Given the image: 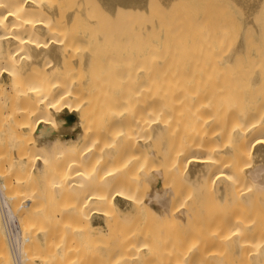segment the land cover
I'll return each mask as SVG.
<instances>
[{
  "label": "bare ground",
  "instance_id": "1",
  "mask_svg": "<svg viewBox=\"0 0 264 264\" xmlns=\"http://www.w3.org/2000/svg\"><path fill=\"white\" fill-rule=\"evenodd\" d=\"M94 1L97 2L96 0ZM100 1L104 9L99 7L105 10L103 13L107 11L111 18H116L122 12L134 16L137 15L135 16L137 18L136 20L133 17L132 20L127 18L131 20H129L131 24L125 28V31H122L124 33L121 32L122 29L115 31L116 27L113 25L115 27H113L114 35L109 36L107 32H110L112 27L109 26L110 29L108 31L105 26L101 27L96 24L95 19H91L89 0H0V76L6 75L9 78L7 83L0 85V103L2 110L4 109L2 104L6 106L5 108L11 106V108L0 112V117L6 114L7 117H12L10 119H14V128L12 131L10 130L13 134L11 133V137L8 138L15 141L14 144L19 149L17 147L16 149L14 148L15 150L13 149L16 153H13L14 156L12 158L7 159L9 163L6 162V164L3 154L6 149L0 150V152H3H1L3 156L0 155V178L4 179L3 184L0 182V197H3L6 205H8L9 200L10 208L16 207L14 204L17 200L16 196H18L16 184L20 185L22 183L21 180L24 179L19 178L21 175L16 169L15 171L13 170L12 162H25L26 159L33 161L32 157L35 156V166L39 172H42L44 167L46 169L49 165L51 167L54 161H49L48 163V157L45 159L46 156L44 157L43 153H40L41 151L35 150L39 147L41 150L51 151L50 159L61 158L63 161L68 159L67 163L72 162L71 169L68 168L70 174L75 172L74 166L76 165L84 164L83 166H85V163L88 164L91 161L95 164L93 160L95 161L99 151L97 146L102 144L99 143L100 137L97 142L96 140L101 133H105L104 136L106 137L107 133H109V138L105 137V139L106 141L110 140L106 146L103 147L101 145V147L105 153L104 155L109 160L115 156L120 158V160H117L119 161L118 164L115 162L118 168H109V173L104 174L101 179L96 178L102 174L100 169L96 171V175L99 176L91 174L92 178L88 177L90 175H84L88 172L85 169L84 174L77 172L78 174L70 177L66 169L67 172L65 171L66 173L64 172V174L59 176V178L61 177V182L59 180L55 181L56 179L52 177L48 179L49 183L53 182L50 179H54L55 183H59L56 185L54 183H51L52 185L49 184L51 190L54 185L53 190L55 191L62 190L64 186H67L68 190L65 191L69 193V196L72 194L70 198L78 197L76 202L78 200L80 202L81 200L84 201L83 198L88 203L104 200L119 213L130 212L129 210L135 205L136 207L152 210L155 213L154 215H161L164 211L170 212V201L177 195L180 183H187L196 190H214L222 200L228 198L230 201H238L240 203L251 202L253 199L264 201V119L259 121L243 120L242 122H234V120L230 124L226 122L224 126L219 122L221 125H217L210 131V126L215 123V119L210 116V109L213 107L206 104L209 96L211 97L212 93L238 91V89H216L217 84L212 83L208 78L212 74L170 72V66L159 64L163 61L159 58L157 60L152 56H141L138 58V50L141 46L146 45L145 49L150 50L167 43L166 38H169L170 24L154 18L150 19L149 23L139 22L138 17L148 12L149 0ZM159 1L163 10H169L170 5L175 0ZM242 3L244 8H246L245 12L249 15L248 18H253L256 12L255 9L259 5L257 0H241L240 4ZM97 4L99 3L97 2ZM248 24L249 22L246 21L243 28ZM118 28L120 27L118 26ZM260 31L264 33V28ZM239 33L238 39L229 43V45H223L221 53L224 57L223 60L232 61L238 54L245 52L243 29ZM108 43H115L116 46L120 45L119 50H129L133 59L138 58L141 61H146L144 62L145 67L142 69L138 66L127 65L124 67V65L119 66L117 70H112V72L103 73L106 77L99 76L100 73L94 70L96 69V62H101L105 57H102L103 53L94 52L95 48L93 47H104ZM154 60L158 63V66L153 65L155 64L152 63ZM254 64L251 66L250 71L246 73L245 82L249 88L264 85V57L258 58V61ZM93 67L94 71H92ZM240 74L237 73L236 75ZM5 121L6 119L3 120L4 123H6ZM7 123L10 124L9 122ZM11 125L13 126V124L9 126ZM4 132L6 131L4 130ZM202 133L207 135L205 138L209 141H200V138L196 137L197 134L200 135ZM5 135L6 137L8 136L7 133ZM0 140L2 139L0 138ZM7 145L10 144L8 143ZM12 145L10 146L12 147ZM3 147L6 146L3 145ZM9 150L11 151L10 148ZM33 150H35V153H40L38 154L39 157ZM146 150L150 153L147 154L150 159L145 157L144 152ZM28 151H30V155ZM9 156L7 153V157ZM40 157L45 159V162ZM103 157L105 156L99 157L103 159L101 160L102 163L105 160ZM108 159L107 161L110 162ZM29 161L25 163L28 162L29 164ZM107 161L104 162L108 166ZM149 162H151V168ZM67 163L63 165V168L67 166ZM31 165L29 164V166ZM59 165L60 163L57 164V166ZM53 166L51 171H55V168H60L62 164L60 167H55L54 163ZM98 166L99 168L102 167L100 164ZM109 166H111V163ZM24 167L26 166L24 165ZM32 167L33 165L31 166V172ZM86 167L90 168L92 166L86 165ZM97 169L93 168L92 173ZM103 169L106 170L107 167L104 166ZM11 170L14 173L10 172ZM51 171H47V175ZM60 171L61 169L58 170V172ZM15 172H18L19 176L11 177L16 174ZM94 177L97 179L94 180V183L96 182L95 185L98 180H103L107 185L108 191H90L91 193L88 192L89 190L86 191L89 186L85 185H89V182H92ZM13 179L16 180L14 181ZM12 180L14 183L16 182L14 185L16 187H13ZM240 182L247 183L249 187L243 188L245 184L242 186ZM29 183L28 181L27 184ZM114 184L117 186L114 187ZM95 185L91 184V186ZM138 188L143 190V196L139 203L134 200L133 193ZM83 190L88 194L82 195L81 192ZM30 192L28 191V193ZM60 193L61 191L58 194V198L61 196ZM32 194L35 193H31V198H34ZM50 194L55 195L51 191ZM51 195L49 196L51 197ZM55 196H52V198ZM45 197L48 199V196L45 195ZM28 198H30V195ZM12 203L15 205L14 207ZM81 203L82 207L84 204L83 202ZM90 207L88 209H92ZM38 208L40 209V207ZM15 209V211H13L14 209L12 211L17 215L20 209L18 207ZM37 209H34L35 212L38 211ZM72 209L74 210V208H71V211ZM93 209L97 212L99 210L104 212V208L100 204H94ZM188 211L189 209L182 206L179 209L177 207L172 209L174 214L181 216ZM204 213L208 214L206 218L210 220L211 213L209 214L207 208L204 209ZM84 214L81 213V216L84 217ZM20 215L18 214L22 222L20 221V223L18 220L20 231L16 238L17 250L15 251L10 248L4 221L0 215V264L28 263L29 258L25 256L27 250L24 247L31 242V248L35 243L33 245L32 241L34 240L28 241V236L23 235V231L25 233L29 229L28 225L26 226L25 224L27 220L25 222L23 220H25L26 215H29L28 219L31 220L33 215L25 214L23 215L24 219ZM34 217L36 216L34 215ZM50 220L53 219L50 218ZM227 226L230 228L229 230L215 236L210 231H205L203 234L205 242L202 241L195 247L186 248L183 250L181 262L172 264H264V241L257 242L254 247H245V242L240 240V235H242L240 227H250L249 224H242L241 226L228 224ZM68 227L70 226L67 224V227H61V230L66 228L65 231H67L70 229ZM34 228L37 227L33 226L32 230ZM36 230L32 234H36ZM32 234L30 235L32 236ZM41 234L42 232L39 233V235ZM48 234L50 235V233ZM65 236H69V234ZM211 236H214L218 242L228 244L230 247L224 249L211 245L209 241ZM49 237L52 239L51 236ZM60 237L62 241L59 243L62 246L63 242L67 241H63L64 235ZM43 238L44 235L41 240H44ZM47 239L49 238L47 237ZM126 241L128 242V240ZM52 242L54 244V241ZM70 242L72 243V240L67 243L69 244ZM73 243L76 244V242ZM102 243L103 240L101 239ZM23 245L25 246L23 247ZM149 245L148 241L142 239L133 247L129 240L121 254L114 255L115 259L117 260L118 256H121L119 263L133 260L136 262L137 259L149 251ZM61 246L60 248L62 249L59 252H64V246ZM78 248L76 251L74 250L75 254L79 251ZM31 249L33 250L34 248ZM38 249L41 254L46 250ZM52 249L55 252L54 245ZM66 251L70 253V249ZM175 251L179 253L180 249ZM46 254H49V251ZM57 254L58 258L61 257V255L58 256ZM70 255L72 256L73 254L71 253ZM175 255L174 257H176ZM48 256L45 257V259L48 258L49 260V262L47 261L48 264L57 262L58 258H55L56 256L53 260L51 253ZM78 258L75 259L81 261L82 258ZM41 260L44 262V258ZM59 260L64 262L63 258ZM71 260H67L69 264H71ZM73 260L71 262H74ZM76 262L74 263L76 264ZM55 264H58V262Z\"/></svg>",
  "mask_w": 264,
  "mask_h": 264
},
{
  "label": "rangeland",
  "instance_id": "2",
  "mask_svg": "<svg viewBox=\"0 0 264 264\" xmlns=\"http://www.w3.org/2000/svg\"><path fill=\"white\" fill-rule=\"evenodd\" d=\"M96 1L99 4H97V2L95 1L93 2V0H89V5H90L89 7H91V12H90L91 19L93 20L95 19L94 21H96L97 25L101 27L105 26L108 29V31L110 29L109 26L112 27L110 29V32L106 31L109 36L114 35V32L117 31V29L118 30L122 29L121 32L125 31V28L127 26H130L129 24H131L129 22L130 19L128 20L127 18H131V20H132V17L134 20H136L137 18L135 17L137 15L134 16V15H131L129 13L127 14L124 12H122L124 14L121 13L119 14V16L116 15L118 18L117 17L116 18L114 17L115 19L111 18V16L108 15L107 11L103 13V11L105 10H102L104 9L102 7L103 5H101L102 2L100 0H96ZM159 2H160L159 0H149L148 12L140 15V17H138V20L140 23H145V22L149 23L150 19L154 18L156 20L169 23L170 24L169 38H166L167 43H164V45L155 47L150 50L145 49L146 45L141 46L138 50L139 53L137 57L139 58L141 56H145V57L152 56L156 58V60L157 58H159L163 60L159 64H164L167 67L170 66V72H186V73L191 72L195 74L202 73L204 75L212 74V76L208 78L211 80L212 83L217 84L215 87L216 89H222V90L238 89V91H221L218 93H212L211 97L209 96L206 104L213 107L210 109L212 112V113L210 112V116L212 119H215V123L212 126H210V131H212L214 127H216L217 125L222 124L224 126L226 122L227 124H230V122H233L234 120H235L234 122H240V121L242 122L243 120L259 121L260 119L261 120L264 119V85L249 88L245 82L246 73L250 71L251 66L256 61H258V58L264 57V33H261L260 31L262 28H264V0H257V3L259 5L255 9L256 12L254 13L253 18H248L249 15H247V12H245L246 8H244L243 3L240 4L241 0L240 1L239 0H175L173 4L170 5L169 10H163V7L161 6ZM246 21L249 22V24L243 28V25L246 23ZM126 22H127V25L125 26ZM119 24L120 25L122 24L123 26L122 25L121 26L123 28ZM116 25H118L120 28H118V26ZM113 27L115 28V31ZM242 29L244 31L243 40L245 41V44H244L245 52L238 54L237 57L232 61L226 60V59L223 60L224 57L221 54L223 51L222 49L223 45L225 44L229 45V43H232L233 41L238 39L239 34H240L239 32H241ZM116 34L118 33L116 32ZM108 44L110 47L108 46ZM108 44L104 47L102 46L93 47L95 48L94 52L103 53L102 57H105V59L102 60L101 62L98 61L99 64L98 62H96V66L94 64L96 69H94V67L92 68V71L95 70L97 73H100L99 76H104L103 73L112 72V70L114 69L117 70L119 66H124V65H125L124 67H126L127 65H130L133 67L138 66L142 69L145 67L144 62L146 61H143V60L141 61L138 58L137 59L131 58L132 54L129 50H125V49L119 50L120 45L117 44L118 46H116L115 43H108ZM152 63H155L153 64L154 66L155 65L158 66V63L155 60ZM24 64H25V61H24ZM237 73H241V74L236 75ZM8 79L9 78L6 75L0 76V85L1 84L4 85L5 83H7L9 81ZM2 107H4L3 110L1 109V103H0V109H1L0 112L4 111L5 109L11 108V106L10 107L7 106V108H5L6 106H4L3 104H2ZM3 115H2L3 117H0L1 118L0 138L2 139L0 140L1 142L0 147H2L0 148V150H2L3 148L4 150L6 149V152L3 150L4 153L1 151L4 154V158L6 160L5 164H6V162L9 163L7 159L12 158L14 154L16 153V151L14 152V150L16 149L17 146L14 144L15 141H12L11 138H8V137H11V135L13 134L11 131L14 128L15 121L14 119H10L11 116L7 117L6 114H3ZM5 119H6L5 121L6 123L9 122L10 124H13V126L11 125L12 126L11 127L9 126L10 124L4 123L3 120ZM219 122H221V124ZM8 126L11 129H9ZM4 130L6 132H4ZM6 133L8 135L7 137L5 135ZM4 135L6 138L4 137ZM104 135L105 133H101L100 136H97V140H96L97 142L99 140L98 138L100 137L101 140L99 141V143L100 144L102 143L101 145L103 147L106 146L107 142L110 140L109 139L108 141H106L105 139L106 136ZM108 135L109 133H107V137H106L107 139L109 138ZM205 136L207 135L203 133L200 135L198 134L196 135V137L200 138V141L207 140ZM103 141L105 145L103 144ZM8 143L10 145L13 144L12 147L10 145H7ZM3 145H5L6 147L8 146V147L7 148L3 147ZM101 145L97 146L99 147L98 148L99 151L97 154L100 155V151L102 154L100 156L97 155V158L95 156L96 159L95 158L94 159L96 162L93 160L95 164H93L91 161L88 164L85 163V166H83L84 164L78 165V166L73 165L75 167L74 169H76L75 170L76 173L70 171L72 173V174L70 173L71 175L69 174L68 168L71 169L72 162L70 163L68 161L70 163L69 165V163H67L68 159L67 160L65 159L66 162H64L65 160L64 161L61 160V158L50 159L52 155L51 151H46V150L44 151L43 149L41 150V148L39 147H37L38 149L37 148L36 149L33 148V149H35L36 151H41L40 153H43L44 157L46 156L45 159H47L48 157V161L46 160L48 163L49 161H52V162L54 161L56 165L55 167H60V165L62 164L61 166L62 168L61 167L55 168L56 169L55 171L54 170L51 171V168L54 165V163H52L51 167L50 165L48 166L47 169L44 167V170H42V172H39L37 167L35 166L36 164L35 156L33 157L31 156L33 161H29L28 159L25 160V162L29 161V164L33 165L32 172H31L32 165L29 166L28 162L25 163L23 161L19 163L18 162H12L13 164L11 163L13 166L12 167L13 170L15 171L16 169V171L19 172V175H21L19 176L18 172H15L16 174H13L11 177L18 175L20 179L24 178L23 180H21L22 181V183L20 184L21 186L19 184H18L19 186L16 184L17 186L16 190L18 192V196H16V199H17L16 201L18 202L16 203L15 200H14L15 202L13 201L16 207H14L15 205H13L12 203V206L14 207V208L12 207L14 209L12 210L15 211L16 210L15 208L17 207L18 209H20L19 211L17 209L18 211L16 215L17 218L19 217L18 214L20 215L21 211H22V214L20 216H22L23 219H24L23 215L28 214V213L31 216L33 215V217L34 215L36 216L34 218L29 217L31 218V220H29L28 219L29 215H26L25 220H23L24 222L27 220L25 224L26 226L28 225L29 227L28 231H26L25 233L23 231V235L28 236V241H32L33 239L34 241H32V244L35 243V245L33 244L34 246L31 247V248H34L33 250L30 248L31 242L30 244H27L26 242L27 244V245L25 244L26 247H24L25 245H23V247L27 250L26 255H25L26 258L28 256L30 260L31 257L34 256L32 257L31 261L28 260L27 264H30V263L31 264H48L49 260L48 258L45 259V257H47L50 253H51L52 260L56 256L57 253H60L57 255L58 256L61 255V257L59 258L57 256L55 257V258H58L57 259L58 264H69V261H67L69 259L70 260L74 259L73 260L74 262L77 261L76 264H103V263L104 264H172V263H178V262H181V258L183 257V253H184L183 250H185L188 247H192V246L195 247L199 242L200 243L202 241L205 242V236L203 237V234L205 233V231H210L215 236L216 234H220L224 231L229 230L230 228L227 226L228 224H231L232 226L236 224H238V226H241L242 224L244 225L249 224L250 227H245V228L240 227V233L242 234L240 235L241 236L240 240L245 242L244 243L245 247H248V246L254 247L257 242L264 241V201H260V200L253 199L251 202H247V203H240L238 201H230L228 200V198L222 200L218 197V193L214 190H211V189L206 190V191L196 190L190 185H188L187 183H180L178 185L177 195H175V197H173L170 201V212L167 213V211H164V213L161 215H157V214L154 215L155 213L152 210L147 209V208L136 207L135 205L131 210H129L130 212L119 213L114 207L111 208L108 205V203H106L104 200L91 201L90 203H88L86 199L83 198L84 201L81 200V202H83L84 205H82L81 207L82 203L79 200L76 202L78 197L70 198L72 194L69 196V193L65 191V190H68L67 186H64L65 189L63 187L62 190L60 189L59 191L53 190L54 186L56 184H59V183H55V181L59 180L61 182L62 180H60L61 177L59 178V176L64 174L65 171L67 172V170H68L69 176L73 177L75 174H78L77 172H80V173L82 172L84 174L85 173L84 169H85L88 172H86L84 175L86 176L90 175L88 177L92 178L91 174L96 175V171L100 169L102 173L100 175L101 177L99 175H96L99 177H96V176L95 177L97 179L99 178L101 179L104 177L103 175L104 174L106 175V173H109L108 171H110V169H113V167L117 169L118 166L116 165L119 163V161L117 160H120V158H118V156H115L111 160H109L107 156L104 155L105 153L103 152ZM9 148L11 149V151L9 150ZM35 150H33V152ZM1 152H0V155L3 156ZM7 153H8V156H9V153H11L12 154V155L10 154L11 157L10 156L7 157ZM28 153L29 155L31 154L30 151H28ZM40 153H37L38 157H39L38 154ZM144 154L146 158L150 159L149 156L147 157V154H150L147 150L144 152ZM43 155L41 154L42 157ZM102 156H105L103 157L105 159L104 161H107V159L110 161V162L107 161L108 166L106 162L104 161L103 163L101 162V160L103 159H100L99 157L102 158ZM32 159L30 158V160ZM45 159H43L44 162H45ZM97 160H99V162H97ZM56 161L60 163L59 166H57L58 163ZM66 163H67V166H64L63 168V165H66ZM104 163H105L104 166L107 167L108 170L103 169ZM110 163H111V166H109ZM150 163L151 162H149V165L151 168ZM16 164L18 165L16 166ZM92 164L96 166L93 167ZM99 164L102 167L99 168L98 166ZM24 165L26 167H24ZM86 165L87 166L90 165L92 167L89 168V167H86ZM93 168L94 169L98 168V169L94 170V172L92 173ZM60 169L61 171L58 172V170ZM13 170H11L10 172L14 173ZM47 171L48 172L51 171V173L47 175L48 173ZM43 172H44V175H43ZM86 176H84V178H87ZM51 177L55 178L56 180L54 181V179H50L53 182L49 183L48 179ZM95 177L92 181L93 183L89 182V185L88 184L85 185V186L90 187V188L85 187L86 191L88 190H89L88 192L108 191L107 185L103 180H98V183L95 185L96 183V182L94 183V180L96 179ZM13 180H12V185L13 187H16L14 186L16 183V182L14 183V181L16 179L14 181ZM28 181L30 182L29 184H27ZM0 182L1 184H3L2 182H4V179L2 177L0 178ZM51 183L55 184V185L53 184L54 186H52L53 192L50 189L51 188L50 185H52ZM91 184H94L95 186H91ZM240 184L242 186L245 184L243 188L249 187V185L245 182L243 183L240 182ZM115 186L117 185L114 184V187ZM84 190L81 192L82 195L84 194L87 195L88 193L85 192ZM28 191L29 192L31 191V192L28 193ZM50 191L52 194L54 193L56 196L51 195ZM60 191H61L60 193L61 196L62 195L64 196L62 197L59 196L58 198V194ZM32 192L35 193V194H32L34 195L33 196L34 198H31ZM133 193H134V200L137 203H139L143 196V190L138 188ZM28 194L30 195V198H28L29 197ZM80 194H78V196L81 197ZM45 195L48 196V199L49 198L50 199L48 200L45 197ZM49 195H51V197ZM52 196H55L54 197L55 199L52 198ZM9 203L10 202L8 200V204ZM94 204L102 205V207L104 208V212L100 210L98 212L95 211V209H93ZM181 206L189 209V211L185 215L181 216L178 214H174L172 212L173 208L177 207L179 209L181 208ZM36 207L37 208L40 207V209L39 208L37 209ZM89 207L92 209H88ZM71 208H74V210L72 209L71 211ZM75 208H78V209L80 208V209L79 211L78 209H76L77 210L76 211ZM205 208L208 209L209 214L211 213L210 220L206 218L208 214L206 215L204 213ZM34 209H37L38 211L35 212ZM30 210L32 211L30 212ZM80 211L83 214L85 213L86 216L84 214V217H82L81 213H79ZM50 218L53 220H50ZM18 220L19 222L20 221L22 222V219H20V217L18 218ZM67 224L68 226H70L68 227L70 228L69 230H71L70 232L69 230L65 231L66 228L65 229L63 228L61 230V227H67ZM31 225L32 227L35 226L38 229L41 228L40 231H38L37 228H34L32 230ZM206 227H209V228L206 229ZM34 230L37 231V232L35 231L36 234L35 233L32 234ZM63 230L64 232H66L65 234ZM40 232H42L41 235H39ZM48 233H50V235ZM30 234H32V236L34 235L33 237L35 239ZM66 234L67 235L69 234V236H65ZM43 235H44V238H43L44 240H41ZM48 235L51 236L52 239L54 237V239L52 240ZM63 235L65 237V238L63 237V241L69 242L72 240V243L70 242L71 245L70 243L68 244L67 242L65 243L63 242L62 244V246H64L63 251L65 252V254L67 252L66 250L70 249V253H68L69 252L68 251L66 255L64 254V252H59L62 249L60 248L61 244L59 243L62 241L60 236H63ZM45 236H47L49 239H47V237ZM71 236L73 237V239ZM214 236L209 237V241L211 245L219 247V248H224V249H228L230 247L228 244H223L221 242H218ZM67 237H69L68 238L69 240L67 239ZM101 239L103 240L102 244H101ZM142 239L150 243L149 251L143 254L142 257L137 259L136 262H134L133 260L131 262H125V263L120 262L119 263L121 256L120 257L118 256L117 260L115 259L116 255H118L119 253L121 254L123 248L126 247V244L129 242V240L131 241V246L134 247ZM126 240H128V242ZM52 241H54V244ZM55 241L57 244L55 243ZM73 242H76V244ZM58 243L60 244V246H58L59 245ZM44 244H46L47 247ZM65 244H68V245H65ZM53 245H54L56 253L54 252V249H52ZM65 246L67 247L65 248ZM75 246L77 248L79 247L78 248L79 253L76 252L77 254L74 253V250L75 251L77 250ZM43 247L45 248L43 249ZM38 248H42L40 250H45V249L46 250L44 253L42 251L43 254H41V251H39ZM119 249L121 250L119 251ZM179 249L180 251H182L181 253ZM47 250L49 251V254H46L48 252ZM175 250L179 251V253H176ZM116 251L118 252L115 254ZM71 253L73 254L72 256L70 255ZM52 254H55V255H52ZM92 254L96 258L94 257L92 258L93 256ZM103 254L105 255V257H103L104 256ZM174 255L177 258L174 257ZM37 256L38 257L40 256L39 259ZM72 257H75L76 259L77 257H79L80 259L81 258L82 259L81 261L80 260L78 261ZM43 258H44V262H42L43 260H41ZM62 258L64 259V262L59 260ZM100 258L102 259L99 260ZM103 259L104 261H102ZM170 260H171V263H170ZM71 261H70L71 264H75L74 262H71Z\"/></svg>",
  "mask_w": 264,
  "mask_h": 264
},
{
  "label": "built area",
  "instance_id": "3",
  "mask_svg": "<svg viewBox=\"0 0 264 264\" xmlns=\"http://www.w3.org/2000/svg\"><path fill=\"white\" fill-rule=\"evenodd\" d=\"M0 215L4 221L5 230L10 242V248L15 251L17 250L16 238L20 231L19 222L10 208V205H6L2 196L0 197Z\"/></svg>",
  "mask_w": 264,
  "mask_h": 264
},
{
  "label": "snow or ice",
  "instance_id": "4",
  "mask_svg": "<svg viewBox=\"0 0 264 264\" xmlns=\"http://www.w3.org/2000/svg\"><path fill=\"white\" fill-rule=\"evenodd\" d=\"M231 179V178H230Z\"/></svg>",
  "mask_w": 264,
  "mask_h": 264
}]
</instances>
